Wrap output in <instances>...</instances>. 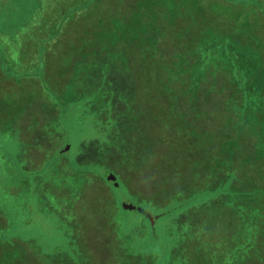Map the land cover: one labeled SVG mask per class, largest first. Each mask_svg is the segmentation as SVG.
Here are the masks:
<instances>
[{"label": "rangeland", "instance_id": "obj_1", "mask_svg": "<svg viewBox=\"0 0 264 264\" xmlns=\"http://www.w3.org/2000/svg\"><path fill=\"white\" fill-rule=\"evenodd\" d=\"M147 3L155 4L156 12L142 8ZM78 7L84 9L75 11ZM142 18L146 20L141 25L147 30L141 29L145 31L142 41L149 42L150 30L155 28L153 33L166 41L169 34L176 36L169 37L168 45L170 39L176 43L177 69L188 62L186 53L191 63L195 56H202L200 48L207 39L212 46L207 56L212 61L222 58V44L228 52L225 63L231 69L219 72L233 70V56L237 57L243 72L238 73L239 80L246 82L238 83L244 86L243 94L252 96L250 85L255 82L246 81L250 76L243 68L256 69V83L264 86V0H0V264H21L22 260L26 261L23 264H69L72 258L79 264H110V257L103 254L112 250L110 242L97 240L98 231L106 226L112 233L117 229L118 236L139 252L130 253L127 260L147 263L159 259L162 247L149 237L150 229L141 228L144 215L125 204L131 202L158 219L178 200L183 202V194L178 192L187 189L189 182L197 187L206 180L198 168L192 179L179 185L178 178L169 176L183 155L188 164L198 157L184 149L190 143L188 131L171 141L162 139L164 121L159 117L148 120L146 128L151 137L148 146L155 150L151 157L154 171L146 177L145 164L128 165L118 153L114 137L108 133L106 139L101 138L100 117L108 116L103 103L109 92L99 88L106 75L95 81L98 87L91 93L80 76L82 72L71 65L75 55L84 60L83 44L91 38L83 44L74 42L68 29L81 30L84 35L93 32L89 44H94L108 35L112 38L117 32L123 33L118 26L122 24L129 32L128 37L120 39L124 42L120 46L125 47L138 40L128 25L137 26ZM110 23L114 27L108 30ZM82 24L99 27L86 31ZM150 25L154 27L149 29ZM184 35L191 39L189 45L178 40L187 37ZM63 38L68 39L65 47ZM191 47H197L196 51ZM4 55L8 59L5 64ZM121 55L127 56L116 50L109 54L112 60ZM31 75L34 78L30 79ZM35 75L43 77L47 89L34 83ZM231 81L234 85L233 78ZM105 86L111 84L106 81ZM115 94L116 90L111 93ZM243 97L239 101L243 102ZM212 103L204 104L206 119L217 112ZM85 161L95 166L80 165L86 170L83 172L75 167ZM108 173L113 174L111 180ZM99 197L108 204L100 200L99 205ZM177 216L158 222L157 227L159 231L176 230L179 244L190 227L186 222L185 226L174 222ZM111 223H116L115 228ZM135 235L142 239L128 240ZM149 246L150 252L142 254ZM55 256L62 262L55 263ZM174 257L173 263L188 264L180 251ZM168 263L166 258L164 264Z\"/></svg>", "mask_w": 264, "mask_h": 264}, {"label": "trees", "instance_id": "obj_2", "mask_svg": "<svg viewBox=\"0 0 264 264\" xmlns=\"http://www.w3.org/2000/svg\"><path fill=\"white\" fill-rule=\"evenodd\" d=\"M154 7L157 6L153 3L142 6L150 10L153 8L151 11L156 12ZM83 9L84 7H78L75 11ZM145 20H138L137 26L133 23L128 25L132 27V33L138 40H134L131 45L126 44L125 47L120 46L124 44L120 39L128 37L129 32L122 24L118 26L124 29L123 33L117 32V36L112 38V35H108L109 37L99 39L100 43L94 44H89L94 39L93 32L84 35L81 30L73 32L68 29L69 38L74 42L83 44V40L91 38L86 45L83 44L84 60H79V56L75 55L76 60L71 65L76 67L78 72H82L80 76L91 93L98 87L95 81H98L101 75H106L99 88L109 92V96L105 98L107 101L103 103L106 105L108 116L102 114L100 117L101 138L106 139L108 133L114 137L118 153L124 156L128 165L145 164L146 177L149 172L154 171L151 157L155 150L148 146L151 137L146 128L148 120L159 117L164 121L162 139L171 141L175 136H183L181 132L186 130L190 143L186 144L184 149L189 153L195 152L192 155L198 157L195 160L192 158L194 162L188 164L183 155V159L179 158V164L173 167L175 171L169 176L178 178L176 184L179 185L181 181L192 179L191 175H195L198 168L203 170L202 175L207 178L197 187L189 182L187 189L178 192L183 194L180 197L183 202L178 200L170 210L161 213L157 220L153 221V216L145 210L142 213L145 219L141 228L150 229L149 237L152 236L154 241L159 242L160 249L162 247L159 259L147 263L127 260V255L139 252L132 250L129 243L118 236L117 229L112 233L108 226L97 233L98 241L110 242L112 247V250L109 249L103 254L110 257V264H152L153 261L155 264H164L166 258L168 264H175L173 260L177 251H180L183 259L186 258L188 264H264V86L262 83H256L259 73L256 69L243 68L250 76L246 81H255L250 85L254 92L252 96L243 94L244 86L238 83L245 85L246 82L239 80L238 73L243 72L242 68L238 67L241 65H238L237 57L233 56L236 65L233 70L228 73L219 72L222 69H231L230 64L225 63L228 52L225 50V44H222V58L212 61L209 55L207 56V51L212 47L207 39L200 48L203 55H193L196 60L191 63L184 52L188 62L182 65L181 69H177L175 63L178 58L174 51L177 49L176 43L170 39L168 45L169 37L175 35L169 34L166 41L157 33H153L155 28L150 30L148 35L150 41H142L143 32L147 31L141 25ZM82 26L86 31H91L97 30L99 24L96 28L90 25ZM113 27L110 23L108 30ZM153 27L150 25L149 29ZM184 36L187 37L178 40L189 45L191 39L188 35ZM67 40L63 38L61 41L64 47ZM207 46L210 47L207 49ZM196 48L191 47V51H196ZM115 50L122 51L127 56L121 55L112 60L109 54ZM93 51L94 54L90 56ZM5 55L3 64L8 62ZM98 55L99 60L96 61ZM202 57V61H199ZM25 72H21L22 76ZM231 78L234 79V85ZM40 80L42 86L47 89L43 77ZM106 81L111 86H105ZM114 90L116 94L113 96L111 93ZM241 96H244L243 102L239 101ZM151 98L153 100H150ZM206 102H213L212 105L217 110L214 113L209 112L211 116L208 119L205 118ZM242 110L245 113H242ZM75 167L82 172L86 171L82 167ZM98 200L99 205L100 200L101 203L108 204L102 197ZM84 207L88 208L87 203ZM169 214L171 215L166 218ZM176 214L178 216L174 222H180L182 226H185L186 222L190 227L189 232L184 235V241L179 244H176V230L164 228L159 231L157 227L158 222L168 220ZM115 225L116 223H111L110 227L115 228ZM167 234L171 237H167ZM133 239L142 238L141 235H135L128 240ZM123 243L126 245L123 246ZM148 245L151 246L152 243L148 242ZM150 246L142 254H148ZM58 255L56 252V256ZM74 255H79L76 249ZM56 256L55 263H58L61 259ZM161 258L164 260L161 261ZM23 262L26 261L22 260L21 264ZM67 263L79 264L80 261L72 258Z\"/></svg>", "mask_w": 264, "mask_h": 264}, {"label": "water", "instance_id": "obj_3", "mask_svg": "<svg viewBox=\"0 0 264 264\" xmlns=\"http://www.w3.org/2000/svg\"><path fill=\"white\" fill-rule=\"evenodd\" d=\"M107 178H113V174L112 173H108V177ZM115 179V182H116V178ZM117 184V182L115 183ZM125 206H127V208H129L130 210H133L135 211L136 213H143L144 210L138 206H135L133 203L129 202L128 204L126 203ZM157 219V217H152V220L155 221Z\"/></svg>", "mask_w": 264, "mask_h": 264}, {"label": "crops", "instance_id": "obj_4", "mask_svg": "<svg viewBox=\"0 0 264 264\" xmlns=\"http://www.w3.org/2000/svg\"><path fill=\"white\" fill-rule=\"evenodd\" d=\"M31 78H34V76H32V77H30V79ZM36 78V80H35V84H39V85H41L42 86V80H40L39 78H37V77H35ZM28 79V78H27ZM76 166H79V167H81L80 165H82V166H89V165H93V166H95L94 164H93V162H87V161H85V162H82V163H76L75 164ZM101 166V165H100ZM101 177V176H100ZM144 218V217H143Z\"/></svg>", "mask_w": 264, "mask_h": 264}]
</instances>
